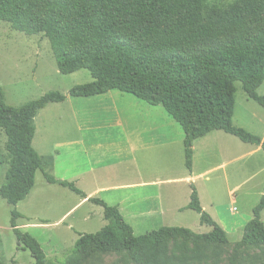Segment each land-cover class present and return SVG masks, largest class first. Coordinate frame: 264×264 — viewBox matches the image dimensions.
Masks as SVG:
<instances>
[{
  "label": "trees",
  "instance_id": "obj_1",
  "mask_svg": "<svg viewBox=\"0 0 264 264\" xmlns=\"http://www.w3.org/2000/svg\"><path fill=\"white\" fill-rule=\"evenodd\" d=\"M214 1L0 0V21L26 35L47 38L61 74L90 72L93 81L72 88L70 96L120 91L161 106L184 132L185 165L191 172L195 141L212 132L264 151V139L233 124L236 82L264 108V96L258 94L264 83V0H237L226 9ZM65 99L50 92L11 107L0 85V131L7 137L9 165L0 198L9 205L16 207L30 196L36 174L43 170V158L33 147L35 118ZM48 159L46 166L53 165V158ZM44 176L49 184L87 198L74 183ZM89 202L103 208L108 224L96 234H81L65 264H85L95 253H125L133 264H220L229 245L227 233L203 210L194 186L186 209L199 214L202 226L212 228L207 234L163 227L135 236L118 207L99 198ZM263 211L264 194L228 264H242L248 249H259L254 258L264 264ZM19 218L13 210L10 226L18 248L28 250L35 264H53L38 240L18 228Z\"/></svg>",
  "mask_w": 264,
  "mask_h": 264
},
{
  "label": "rangeland",
  "instance_id": "obj_2",
  "mask_svg": "<svg viewBox=\"0 0 264 264\" xmlns=\"http://www.w3.org/2000/svg\"><path fill=\"white\" fill-rule=\"evenodd\" d=\"M236 1L216 0L212 4L226 9ZM92 81L88 70L70 75L61 74L50 41L42 34L29 36L0 21V85L5 92V103L17 108L50 92H59L66 97L65 103L51 104L35 118L33 147L43 158L44 166L36 174L35 187L30 196L16 207L0 198V264H35L28 250L18 248L16 236L10 226L13 210L22 215L17 220L18 228L38 240L47 261L53 264H65L73 257L72 250L81 234H96L108 224L102 207L91 203L79 205V195L57 184H48L44 176L45 172L58 179L65 169L76 163L81 166L89 162L102 165L113 161L116 156L119 160H126L129 154L124 141L128 139L126 134H130L132 140L141 136L150 139V134L146 131L148 125L142 117L137 116L134 124L116 128L112 125L116 114L108 111V102L104 105V102L97 103L92 99L70 96L72 88ZM235 87L234 126L264 139V108L248 98L240 82H236ZM258 94L264 96V83L258 89ZM113 95L139 101L144 107L148 105L120 91H114ZM120 106L126 111L127 102ZM158 111H162L164 115V134H167V138H174L175 144L163 146L160 150H141L135 158L144 178L165 183L119 193L118 200L124 196L142 199V203L133 208L125 207L122 215L135 236L163 227L186 228L195 234L210 233L212 228L200 224L199 214L186 209L194 186L203 210L227 233L229 245L223 248L224 255L220 264H228L234 245L241 241L244 227L252 220L253 209L264 194V151H257V146L245 144L224 132H213L197 143L192 169L194 176L198 178L195 181L187 180L189 170L185 165L184 132L161 106ZM126 114L131 115L128 111ZM92 118L98 122L94 123L92 131L95 132L98 124V144L87 148L84 155H73L74 150L66 147L65 143L73 142L79 137L86 143L90 131L84 129V135L81 136L79 127H82V122ZM6 142L7 137L1 130L0 187L5 183L9 166ZM49 157L55 159V165L46 166ZM222 163L225 164L224 167H220ZM126 168L127 165L118 166L116 172L120 169L126 171ZM112 172L114 168L110 170ZM127 176L129 175L125 176V180ZM168 180L173 181L167 182ZM159 193L162 195L161 201L155 197L156 199L144 204L143 198L147 194L155 196ZM95 198L104 200L101 196ZM160 202L161 208L158 207ZM72 209L68 225L60 223L54 226ZM144 211L149 214L144 215ZM262 221L264 223V211ZM69 224L74 230H71ZM255 255H260L259 249L244 251L242 264H262V260L254 258ZM85 264L133 263L125 253H95Z\"/></svg>",
  "mask_w": 264,
  "mask_h": 264
},
{
  "label": "crops",
  "instance_id": "obj_3",
  "mask_svg": "<svg viewBox=\"0 0 264 264\" xmlns=\"http://www.w3.org/2000/svg\"><path fill=\"white\" fill-rule=\"evenodd\" d=\"M113 92L114 91H110L106 94L94 96V97H88L86 99H89V100L92 99L96 101L97 103L104 102L103 103L104 105L106 104V102H108L107 104L108 111L109 112L114 111V113L116 114V118L112 124L116 128H122L125 124L127 126L129 123L134 124V121L137 119V116L142 117L144 123L148 125V129L146 131L150 134V139L149 138L146 139L141 136V137H138L132 140L130 134L129 135L126 134V137L128 139L124 141L127 144L126 148H127V151L129 152L126 160L124 161L119 160V157L116 156L113 159V161L104 163L102 165H95L89 162L88 164H84L81 166V164L76 163L75 166L70 165V168L65 169L57 180L74 183L78 189H80L86 194L87 198H83L80 196L81 201L79 205L81 204L86 205L88 203H91L89 202L90 198L101 196L108 205L110 206L113 205V206L118 207L122 215V212L125 210V207L128 206L130 208H133L134 206L142 203V199L138 197L136 198V197H131V196H124V198L122 197V199L119 197L120 199L118 200L117 196L119 195V193H122L124 191H133L136 189L152 188L156 186H161L163 185V183H165L164 181H154L153 179L147 180L146 178H144L141 172V168L137 164V160L135 158L136 154L140 152L141 150L143 151L158 150V149L160 150L163 146H174L175 142H174V138L172 137L167 138V134H164V128H165L164 123H163L164 115L162 111H158L159 106L147 105V107H144L143 105L139 104L140 103L139 101H133L132 99H127L125 97H115L113 95ZM65 102H66V99L64 102L53 103V104H62ZM124 102H127L126 111L130 112L131 115L126 114V111L120 106ZM94 123H98V122L94 121L93 118L91 120L88 119L85 122H82L81 128L79 127V130L81 131V136L84 135V132H83L84 129H89L88 131H90V133L87 135L89 137L86 143L84 142L83 138H80V137L77 138L73 142L65 143L66 147H70L71 150H74L73 155H75L76 153L78 154V157L80 155H84L86 154L87 148H92L94 144H98L99 135L97 137L96 132L99 131L98 129L99 127H98V124H96L97 128L95 129V132H92L95 127ZM93 137H94V140H93ZM184 138H185V135H184ZM201 139L202 138L195 141L194 146H193V155L196 150V145ZM260 149L261 147H258L257 151ZM55 152L58 153L57 151ZM53 162H54L53 165H55V159H53ZM123 165H127V168H126L127 172L121 169L120 171L116 172L117 167L123 166ZM224 165L225 164L222 163L220 167H224ZM113 168H114V172L110 173V170ZM126 175H129V176H127L125 180L124 178ZM197 178L198 177L194 176L193 169H192V171L189 172V177H187L186 179L195 181ZM172 181L173 180H168L167 182H172ZM161 196L162 195H160V193L155 196H153L152 194L151 195L147 194L143 198V202L146 205L147 203H149L148 201H152L156 198L157 200L160 199L161 201L162 199ZM158 207L161 208V202L158 204ZM73 209L67 212L57 223L54 224V226H57L60 223H62L63 225H68L67 220L69 219L70 214L73 212ZM143 213L144 215L149 214V212L147 213L145 211ZM69 227H71V225ZM71 230H74V228L71 227Z\"/></svg>",
  "mask_w": 264,
  "mask_h": 264
}]
</instances>
